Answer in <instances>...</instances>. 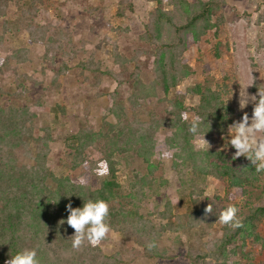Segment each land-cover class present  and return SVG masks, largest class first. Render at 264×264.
<instances>
[{"label":"rangeland","instance_id":"obj_1","mask_svg":"<svg viewBox=\"0 0 264 264\" xmlns=\"http://www.w3.org/2000/svg\"><path fill=\"white\" fill-rule=\"evenodd\" d=\"M185 1L187 4L182 6L183 11L199 2L217 1L219 5L206 23L209 30H199L198 37L189 38L185 45L165 48L164 54L158 50L156 43H145L140 37L147 31V24H154L158 14L173 9L168 0H43L36 25H53L52 21L57 20L58 26H67L72 36L71 42L67 39L63 41L67 45L65 53L62 56L59 54L53 63L44 59L50 35L48 29H44L47 31L43 36L44 44H36L31 42L23 26L9 27L0 19V87L6 89L16 74L32 76L27 82L29 92L25 99L13 102L3 94L0 108L10 107L13 102L15 107L25 103L34 109V103L41 102L43 109L33 127L37 130L50 127L52 130L54 141L49 158L60 175L75 179L82 172V169L75 171L70 168V150L64 145L66 136L75 134L82 121L99 130L106 123L113 122L111 114L116 108L125 115L134 109V115L143 118V114L146 117L153 113L162 115L172 108L171 102L176 100L184 102L187 107H196L200 100L195 95L197 88L213 91L223 107L228 106L226 117L218 119L212 125L210 134L205 135L210 147L199 149L207 155H200V158L205 157V161L197 160L199 165L195 163L194 170H185L184 167L176 173L171 169V161L160 162L158 159L152 162L157 165L156 170L150 172L141 160L128 156L118 158L122 187L116 190L126 197L122 201L124 208H131L129 196L136 194L141 181L145 180L142 188L147 197L139 201L142 213L152 215L155 205L162 211L167 209L165 205L168 204L170 211L167 209L168 217L163 222L173 223L177 231L174 235L167 234L161 243L172 245V249H181L180 256L173 260L139 258L135 264H190L187 256L191 253L196 255L197 252H205L209 246L217 249L220 245L226 228H229L216 222L221 208L235 204L239 209L237 215L243 221L251 211L264 207V172H255L254 166L243 156L233 159L235 149L230 146L224 148L228 125L240 119L243 112L251 115V104L242 112L238 103L240 91L251 82L247 76L249 70L253 72L254 84L245 91L255 94L258 87L264 88V0ZM129 3L132 8H129ZM12 9L15 7L12 6ZM185 18L187 15L174 12L176 23H184ZM156 29L161 31L160 27ZM170 29L168 26L162 29L165 36L162 42H177ZM41 34L43 31H40ZM116 45L126 60H117L114 55L118 52ZM23 49L27 50L26 61L20 63L15 51ZM157 56L162 60L159 70L154 65ZM5 59L9 62L1 68ZM62 62L68 64L71 71L60 78L61 87L58 90H50L51 76ZM80 62H89L90 66L98 63L100 71L108 74L96 75L97 80H92L89 72H81L77 68ZM130 76L134 78L130 79ZM35 80L42 84L36 86ZM1 91L4 93V90ZM132 100L137 107L130 105ZM103 116L109 117L106 120ZM189 117L192 118L191 114ZM18 152L23 155L20 149ZM21 160H24L23 156ZM223 164L243 174L237 184L228 177L217 178L211 173L199 171L200 167L210 171L214 165ZM85 176L91 181L94 174L90 176L87 173ZM151 180L157 183L153 184L156 186L154 189L149 190L152 183L148 182ZM93 183L97 188V182L94 180ZM210 203L213 212L206 215L204 209ZM120 204L118 200L112 203L116 208H120ZM259 218L255 235L260 240L248 239L247 245L240 250L241 243L236 244L238 254L235 259L241 264H264V212ZM121 243V236L113 232L101 246L109 255ZM123 246H126L125 241Z\"/></svg>","mask_w":264,"mask_h":264},{"label":"trees","instance_id":"obj_2","mask_svg":"<svg viewBox=\"0 0 264 264\" xmlns=\"http://www.w3.org/2000/svg\"><path fill=\"white\" fill-rule=\"evenodd\" d=\"M168 1L173 9L158 14L154 24L152 26L147 24V31L140 37L145 43H156L162 54L165 53V48L179 47L178 45H185L189 38H197L199 30H209L206 23L209 22L212 11L219 5L217 1L199 2L189 5L183 11L182 6L187 4L185 0ZM42 4L43 0H0V19H3L4 24L9 27L23 26L28 31L31 42L36 44H44L43 36L47 33L44 29H48L50 35L47 45L45 44L44 59L51 60L53 63L59 54L62 56L65 53L67 45L63 41L67 39V42H71L72 36L67 26H58L57 20L52 21L53 25L51 23L41 27L36 25L37 13ZM12 6L15 7L14 10ZM129 8H132L131 3ZM175 11L179 15L182 13L187 15L184 23H176L173 20ZM166 26L172 29L173 36L177 38L176 43L162 42L165 36L161 31ZM157 27H160L161 31H157ZM40 31H43V34L40 35ZM26 51V49L15 51L18 62L26 61ZM116 51H118L117 45ZM114 55L117 60H126L125 55L119 51ZM155 60L154 65L159 70L162 66L161 57L157 56ZM8 62L9 59H5L1 68ZM90 65L89 62H80L77 68L81 69V72H89L92 80L95 81L96 75L108 74L100 71V64ZM68 71H71V68L62 62L51 76L50 90H58L61 87L60 78ZM13 73L16 74L15 69ZM30 79L32 76L28 74L18 76L16 74L13 82H10L6 89L0 87V98L4 94L13 102L14 100L23 101L29 92L27 82ZM34 84L39 86L42 83L35 80ZM197 89L195 95L199 96L200 100L196 107H187L184 102L176 100L171 102L172 108L162 115L153 113L146 117L143 114V118L139 117L140 119L134 115V109L125 115L123 111L116 108L112 114L110 113L113 122L106 123V126H101L99 130L87 121H82L78 131L67 135L64 139V145L70 150V168L75 171L82 169L81 174L75 179L60 175L49 158L51 143L54 141V134L50 127H42L43 129L38 130L33 127L38 114L43 109L40 101L34 103V109L25 103L15 107L13 102L10 107H1L0 264H5L9 255L25 247L37 248L41 264H135L139 258L168 261L180 256L179 247L172 249L170 247L172 245L167 246L166 243L164 245L161 243L167 234L174 235L177 231L172 226L173 223L163 222L168 217L169 205H165L167 209L164 208L162 211H159L155 205L152 215L142 213L139 201L147 197L142 188L145 180L141 181L136 194L129 196L128 204L131 208L129 210L124 208L122 201L126 197L116 190L122 187V182L119 180L118 158L128 156L131 159L141 160L150 172L157 168V165L152 163L153 160L171 161V169L176 173H180L184 167L185 170L189 168L194 170V166L199 165L197 162L199 159L205 161V157L200 158V155H207V153L199 151L194 146L193 135L188 131L192 118L194 115L203 117L205 126L202 127V131L206 133L205 135H209L212 125L228 114V106L223 107L221 100L215 97L217 94L213 91ZM113 103L112 101L111 107ZM130 105L138 106L133 103V100L130 101ZM182 112L188 113V117L191 114L192 118L181 120ZM133 115L134 118L130 119ZM103 117L107 120L109 116ZM206 122L210 124V128L206 126ZM19 149L23 152L24 160H21ZM172 149H178V151H175L171 158H163V160L160 158L164 152ZM97 153L108 161L107 175L98 176L93 171ZM85 161L88 163L85 164ZM199 171L204 174L211 173L217 178L228 177L236 184L243 176L227 164L214 165L210 171L206 167H200ZM87 173H90V176L94 174L91 181L90 177L85 176ZM80 178H84L85 185H80ZM94 180L97 182V188H94ZM148 183H152L148 188L151 190L156 187L153 184L157 181L151 180ZM89 198L104 199L109 203V223L113 232L121 236V245L109 255L103 250L101 244L91 247L85 243L81 248L73 249L71 236L74 234V229L67 224H59V221L66 219L68 215L65 210L68 203H71L73 207H80L83 201ZM115 200L121 203L120 208L112 205ZM262 212L264 207L251 211L242 221V228L227 227V232L223 234L217 249H214L212 245L205 252L188 255L190 264H241L235 259L238 254L235 250L236 244L241 243L240 250L242 246L247 245L248 239L260 240L255 235V231ZM124 241L126 246H123ZM152 242H155L156 247L149 250L147 245ZM135 245L141 249L137 250Z\"/></svg>","mask_w":264,"mask_h":264},{"label":"clouds","instance_id":"obj_3","mask_svg":"<svg viewBox=\"0 0 264 264\" xmlns=\"http://www.w3.org/2000/svg\"><path fill=\"white\" fill-rule=\"evenodd\" d=\"M252 71L247 72V76L251 81L240 91L239 110H243L249 105H252L251 115L248 112H243V115L238 120H234L227 128V135L224 140V148L229 146L235 149L233 159L245 157L254 166L255 172H264V88L258 87L255 94H249L245 91L246 88L253 86L254 77ZM181 120H188V113H180ZM205 126L204 118L200 115H194L192 123L188 131L193 135V142L197 149L210 147L205 140V132L202 127ZM206 126L210 128V124L206 122ZM175 151L172 149L162 154V158H171ZM88 162L85 161V164ZM95 168L93 171L98 176H104L109 173L108 161L101 158V154L97 153L95 158ZM80 185H85L84 178H80ZM195 198V196L193 197ZM109 203L104 199L89 198L83 201L82 206L73 207L71 203L66 205L68 213L66 219H61L59 224H67L74 229V234L71 236V247L73 249L81 248L85 243L91 247L99 246L111 233L113 229L109 223L110 216ZM239 209L235 204H228L220 209L217 221L222 225L229 226L232 229L242 228L243 222L238 217ZM206 215L212 214L213 205L210 203L205 209ZM149 250L156 247L155 242L147 245ZM5 264H41L36 247H25L18 250L15 254L9 255Z\"/></svg>","mask_w":264,"mask_h":264}]
</instances>
